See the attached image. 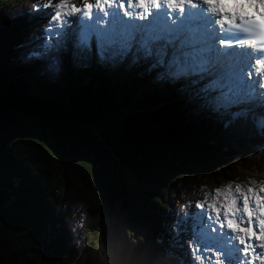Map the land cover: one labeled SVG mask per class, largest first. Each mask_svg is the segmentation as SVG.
<instances>
[{
	"label": "trees",
	"instance_id": "16d2710c",
	"mask_svg": "<svg viewBox=\"0 0 264 264\" xmlns=\"http://www.w3.org/2000/svg\"><path fill=\"white\" fill-rule=\"evenodd\" d=\"M55 3L0 0V264H147L151 247L185 264L176 207L194 210L204 180L264 167V132L255 116L221 120L158 82L130 106L144 67L98 64L94 50L61 53L51 73L38 55L47 25L6 24ZM130 178L134 201L122 197ZM138 206L149 238L122 258L108 236L125 234Z\"/></svg>",
	"mask_w": 264,
	"mask_h": 264
},
{
	"label": "snow or ice",
	"instance_id": "6c2138e0",
	"mask_svg": "<svg viewBox=\"0 0 264 264\" xmlns=\"http://www.w3.org/2000/svg\"><path fill=\"white\" fill-rule=\"evenodd\" d=\"M201 4L208 16L191 11ZM54 9L45 35L57 39L38 54L46 58L51 73L59 71L61 53L85 60L94 47L98 64L142 66L155 82L178 89L197 111L238 119L257 97L249 62L216 47H231L234 41L218 36L213 22L221 32L228 31L235 18L225 9L239 17L249 14L243 5L220 0H56ZM254 72H264V59L255 61ZM259 89L264 90V75H259ZM257 126L264 132V119ZM255 183H226L219 192L203 193L195 202L199 211H188L183 218L194 236L208 242L206 247H222L223 237L213 235L216 230L232 233L246 258L240 264H264V181L258 187Z\"/></svg>",
	"mask_w": 264,
	"mask_h": 264
},
{
	"label": "rangeland",
	"instance_id": "374dc122",
	"mask_svg": "<svg viewBox=\"0 0 264 264\" xmlns=\"http://www.w3.org/2000/svg\"><path fill=\"white\" fill-rule=\"evenodd\" d=\"M45 12L42 14H38L35 11L28 12L26 10V11H21V13H16V17L9 20L10 23L7 26V28H9V27L10 28L11 27L12 28H14V27L21 28L24 25L33 23L34 21H38L41 17H43L41 19V21L44 22V24H47V26L44 30V35H45V33L49 30L48 29L49 15H47ZM51 12H53V11H51ZM4 27H2L3 30H5ZM53 27H55V25H53ZM46 37L47 38L45 39L44 44L52 42L55 39H57V37H55V36H51V37L46 36ZM67 55H68V53H66L65 56H67ZM63 71H65V69H63ZM137 83H139V84L136 86V89H134L133 99L130 102V106L133 103L134 99H139L145 93L146 88L152 87V86H157V84H158L147 74V72H145L144 80H141ZM163 86H164V91L167 94H169V92H171L172 89H174L173 87H170L166 84H163ZM178 93H179V95L180 94L183 95L180 92H178ZM178 93H177V95H178ZM262 102H264V101H261V99L256 100V102H253V103H251V105H249V107L251 109H247L245 112L243 110H241L240 114H247V115L250 114L251 116H255V118L257 119V123H258L260 120L264 119V105L260 104ZM244 107L246 108L247 106H244ZM209 115L214 116V117H220L221 120L222 119L227 120V119L233 118L227 114L220 116V115H213L210 113ZM243 116H245V115H243ZM126 181H127V183L124 184V186L126 187V190L123 191L122 197H123V199L134 201V198L131 195V191H132L131 184L133 183V179H131V178L126 179ZM249 181H255L256 183L253 186L258 187L260 182L264 181V167H261V168L254 167L250 171L245 170V173L242 172V173H239L237 175L226 174L222 179L218 180L217 182L216 181L211 182V181L204 180L203 183L198 187V189L196 191V197H195V195L193 196L192 203L195 206L196 201L203 199V193L204 194H211V193L219 192L221 190L222 186L225 185L226 183L232 184L234 187L236 183L248 184ZM168 199L172 200L173 195H169ZM189 202H191V201H189ZM180 204H182V201ZM126 209L127 210L131 209V205H128ZM194 210L199 211L196 209H194ZM188 211H191V210L188 209L186 204L184 203V204H182V206L176 207V215L175 216L178 217L180 220L184 221V219H183L184 213H186ZM131 215H132L131 222L129 224H126L125 228H124L125 234H123L121 232V230H119L117 227H115V228L111 229V232L108 236V240L111 242V244L114 247L117 246V253L122 258H125V256L127 254L132 252L133 245H136L139 243L146 244L147 238H149V235L147 233H145V231H142L139 228H137L136 223L134 221V220H136V221H138V223L147 222V219L145 218L144 214L142 213L141 206H138V208L136 210H131ZM188 226H189V238H188L187 242L182 244L183 247L181 246V248L179 250L180 260L182 261V259L183 260L185 259V261L187 260L189 264H205L204 261L212 260L211 261L212 263L211 262L210 263L215 264L214 263V260H215L214 255L212 254V252L214 250L213 247L212 246L206 247V245H207V243H205L206 241L198 238V236H194L192 234L193 230L191 228V224L188 223ZM208 231L210 233L212 232L211 226H209ZM183 248H184V251H183ZM154 260H155V264H166L165 260L161 261V259L158 260L157 258ZM237 262L239 263L240 260H237ZM229 264H230V262H229Z\"/></svg>",
	"mask_w": 264,
	"mask_h": 264
},
{
	"label": "bare ground",
	"instance_id": "6f19581e",
	"mask_svg": "<svg viewBox=\"0 0 264 264\" xmlns=\"http://www.w3.org/2000/svg\"><path fill=\"white\" fill-rule=\"evenodd\" d=\"M251 2H253V3H260V4H262V2H264V0H250ZM262 5H264V3L262 4ZM199 6H201V5H199ZM202 8V7H201ZM173 15H175V13H173ZM16 23V22H15ZM213 27H216V25L214 24L213 25ZM250 66H251V64H250ZM254 76V74H252V77ZM256 100L257 99H255V101H253V102H256ZM227 233H229V232H227V231H221V230H216V232L215 233H213V235L214 236H222L226 241H227V243H228V245H230L229 243L231 242L230 240H231V238H228V237H226V235H227ZM229 240V241H228ZM207 242V241H206ZM208 243V242H207ZM234 243H232L231 245H233ZM213 247L216 249V248H218V245L217 244H213ZM222 247H223V245H222ZM233 247H235V246H233ZM220 249V248H219ZM229 252L230 251H228L227 252V256H228V254H229ZM219 254V255H218ZM225 255V254H224ZM224 255H222L221 254V252H218L217 253V255H215V257L216 258H219V263H221V264H223L224 263V259H225V257H227L226 255H225V257H224V259H223V256ZM201 257V256H200ZM200 259V258H199ZM202 261V260H201ZM212 260H209V261H204V263L205 264H209L210 262H211ZM212 263V262H211ZM210 263V264H211ZM258 264V263H257Z\"/></svg>",
	"mask_w": 264,
	"mask_h": 264
}]
</instances>
